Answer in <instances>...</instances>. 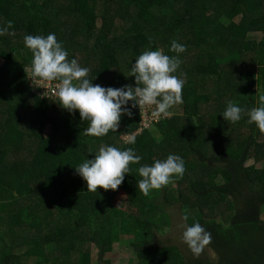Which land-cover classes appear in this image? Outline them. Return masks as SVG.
Returning <instances> with one entry per match:
<instances>
[{"label":"trees","instance_id":"16d2710c","mask_svg":"<svg viewBox=\"0 0 264 264\" xmlns=\"http://www.w3.org/2000/svg\"><path fill=\"white\" fill-rule=\"evenodd\" d=\"M9 21L14 35H0V264H91L92 249L103 262L116 236L130 238V264H224L229 240L240 252L256 244L252 233L261 236L262 229L246 212L235 215L214 201L221 194L240 197L246 185L264 204V167H244L249 158L264 159V133L248 123L247 111L237 122L222 115L229 102L247 110L260 106L264 0H0V28ZM53 33L69 61L87 67V78L105 88L135 87L131 67L144 51L178 56L185 68L174 73L185 80L183 115L160 118L129 143L121 137L133 136L140 123L130 101L133 115H122L117 131L85 135L89 122L78 110L40 100L29 88L24 67H31L33 54L24 37ZM173 41L186 50L171 51ZM102 146L131 148L141 160L130 164L118 190L89 192L75 167ZM170 154L183 159V177L144 196L138 169ZM222 174L226 183L218 187ZM122 187L135 192L139 217L123 214L117 227L109 214ZM177 202L188 226L199 222L211 232L206 248L213 260L203 251L186 261L175 249L154 246L158 227L151 217L161 219L163 206ZM224 216L228 227L216 222ZM254 258L264 264V246L254 248Z\"/></svg>","mask_w":264,"mask_h":264},{"label":"clouds","instance_id":"9594fccd","mask_svg":"<svg viewBox=\"0 0 264 264\" xmlns=\"http://www.w3.org/2000/svg\"><path fill=\"white\" fill-rule=\"evenodd\" d=\"M12 26L13 22L9 21L7 27L0 28V35H14L9 33ZM24 43L33 54L31 67H24L25 72L30 73L29 78L38 87H43L39 86L43 82L58 81L55 94L60 106L70 113L78 110L81 120L89 122L85 135L101 137L110 130L117 131L122 115H133L127 107L130 101L133 108L139 106L140 110L155 106L152 114L157 117L169 116L170 108L183 103L185 80L174 75L181 60L178 56L164 54L162 49L144 51L135 60L131 67L135 87L129 84L121 88H105L94 85L93 80L87 78V67H81L76 59L69 61L67 51L54 33L46 37L26 35ZM185 50V45L172 42L171 51L179 54ZM258 102L260 106L250 110L229 102L222 115L225 120L237 122L247 111L248 123H255L264 133V94H259ZM127 142L134 143L135 137H128ZM140 160L141 157L131 148L122 151L113 146H102L94 159H87L75 169L86 182L87 191L97 192L98 188L115 191L122 185L125 174L130 172V164H138ZM138 171L142 179L137 186L144 196H148L153 189L167 187L174 176L182 178L185 166L180 156L170 154L165 160H156L152 166H141ZM187 218L185 215L184 220ZM184 228L183 242L198 258L212 242V234L199 222L192 226L184 225Z\"/></svg>","mask_w":264,"mask_h":264},{"label":"rangeland","instance_id":"374dc122","mask_svg":"<svg viewBox=\"0 0 264 264\" xmlns=\"http://www.w3.org/2000/svg\"><path fill=\"white\" fill-rule=\"evenodd\" d=\"M256 39L261 38V34H254ZM0 60V64H1ZM180 67V66H179ZM183 70L184 67H180ZM216 80V79H215ZM256 87H253V90ZM182 105H176L169 109L171 113L167 117H172L175 115L182 116L183 111L181 110ZM196 118V116H193ZM49 132V128L44 129L42 134L45 136ZM154 136L160 137L155 129L150 131ZM128 139L127 137H121V139ZM250 165L254 166L256 169L260 170L264 167V159L260 162H256L254 158H249L245 161L244 167H249ZM217 186L224 185L226 183V179L224 174L219 175L215 180ZM172 189H175V186L171 185ZM242 194L240 197L228 196L226 194H221L218 199L214 201L215 205H219L223 209L228 210L235 215H238L241 212H246L245 214L248 218L252 219L255 223V227L262 229L260 234L257 235L256 232L252 234L255 235L254 239L256 240V244L250 245L249 248H244L245 251L240 252V248L236 244V242L229 240L228 244V255L221 258V263L223 261L224 264H255L253 260L254 258V248L264 246V204L259 199H254L257 195H252L247 191L246 185L242 188ZM135 197L136 194L128 187H122L118 194L113 200V203L110 208V216L113 218L114 225L120 227L122 225L123 218L120 219V216L125 214L131 216L133 218L139 217L138 209L135 205ZM183 205L180 202L175 204H166L163 206L162 212L160 215L163 217L160 219L159 215L151 217V222H155L154 225H157V233L154 239L155 247H165L168 249H175L177 254L183 260H191L193 253L189 249L188 245L183 242V232L185 230L184 225H187V222L184 220L183 214ZM207 207V206H206ZM227 216V215H226ZM226 216H224L225 220L216 219L217 223L228 227V221L226 222ZM217 218V217H216ZM164 222V224H162ZM188 226V225H187ZM129 237H119L116 236L114 239V243L112 245V250L110 253L104 256L103 262H99L97 259V252L95 249L91 250V264H130L134 260V256L131 253V250L127 247V241ZM249 246V245H248ZM205 252L204 257L213 260L215 258L214 254L208 250V248H204ZM244 252V253H243ZM245 255L244 262L240 261V257ZM257 258V257H256ZM223 259V260H222ZM185 262V261H184Z\"/></svg>","mask_w":264,"mask_h":264},{"label":"built area","instance_id":"2783aa9c","mask_svg":"<svg viewBox=\"0 0 264 264\" xmlns=\"http://www.w3.org/2000/svg\"><path fill=\"white\" fill-rule=\"evenodd\" d=\"M30 75V73H29ZM28 82H29V88L31 93L37 97L40 100H47L53 103H60L59 98L57 97L56 93V84L58 81H52V82H43L39 86L43 87H38L35 86L32 82V80L28 77ZM45 87V88H44ZM44 94V95H43ZM139 109V106H137ZM155 106L151 107H146L143 109H139V117H140V123L138 124V129L137 131L133 134V136L140 134L143 131L150 130L152 128V125L156 124V122L160 118H165L164 116H153V111H154ZM130 137V136H129ZM128 138V137H127ZM128 140V139H126Z\"/></svg>","mask_w":264,"mask_h":264}]
</instances>
